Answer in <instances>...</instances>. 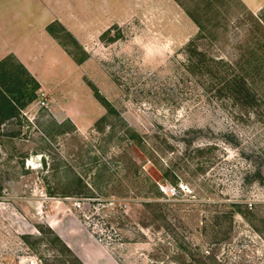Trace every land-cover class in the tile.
Instances as JSON below:
<instances>
[{
  "label": "rangeland",
  "instance_id": "374dc122",
  "mask_svg": "<svg viewBox=\"0 0 264 264\" xmlns=\"http://www.w3.org/2000/svg\"><path fill=\"white\" fill-rule=\"evenodd\" d=\"M246 1L115 0L83 45L53 25L66 61L0 117V264H80L57 235L84 264H264V0ZM191 40L258 100L208 89Z\"/></svg>",
  "mask_w": 264,
  "mask_h": 264
},
{
  "label": "crops",
  "instance_id": "0c3cea01",
  "mask_svg": "<svg viewBox=\"0 0 264 264\" xmlns=\"http://www.w3.org/2000/svg\"><path fill=\"white\" fill-rule=\"evenodd\" d=\"M114 1L0 0V61L14 56L45 87V79L61 67L60 56L65 61L68 57L50 26L60 25L83 45L98 28L99 15H114ZM43 48L54 54L49 64L44 61Z\"/></svg>",
  "mask_w": 264,
  "mask_h": 264
},
{
  "label": "trees",
  "instance_id": "16d2710c",
  "mask_svg": "<svg viewBox=\"0 0 264 264\" xmlns=\"http://www.w3.org/2000/svg\"><path fill=\"white\" fill-rule=\"evenodd\" d=\"M192 18L196 21L200 28V39L204 36V26L200 22L199 18L190 12ZM63 28V27H62ZM50 31L54 33L53 25L50 26ZM64 29V28H63ZM65 30V29H64ZM67 31V30H66ZM68 32V31H67ZM72 35L70 32H68ZM57 37V36H56ZM76 40V39H75ZM197 40V39H196ZM196 40L190 41L189 52L190 56L188 59L189 71L200 75L205 78L206 83L204 84L208 89L215 91L217 96L227 97L234 102L250 101L255 102L258 100L259 95L254 90L253 84L248 77V74L243 70H238L234 65L230 64L223 58H212L207 51L202 50L197 44ZM78 43V41L76 40ZM79 44V43H78ZM13 58L17 61L20 73H24L27 77L23 78L21 75H16L10 70L9 59ZM7 80L13 81V85H5L3 82ZM40 88L39 82L32 77L25 67L18 62L14 56H9L0 61V117L1 119H9L11 117L20 114V110L25 108L27 104L37 97V90ZM96 96L102 102L108 110L113 111L114 108L110 101L103 96L99 89L95 87ZM2 122V120H1ZM132 138H135L140 133L136 130H132ZM260 172V171H259ZM165 176V175H164ZM166 177V176H165ZM1 192V190H0ZM154 195L150 197L147 204H156L157 206H163L165 204L163 195H161L159 187L154 184L153 187ZM166 198V197H165ZM233 205L237 203H232ZM252 205L249 211H253ZM56 236V235H55ZM55 239L61 241L64 249H66L80 264L84 262L78 258L71 248L60 238L59 235ZM63 252V250H62ZM58 257H61L58 255Z\"/></svg>",
  "mask_w": 264,
  "mask_h": 264
},
{
  "label": "clouds",
  "instance_id": "9594fccd",
  "mask_svg": "<svg viewBox=\"0 0 264 264\" xmlns=\"http://www.w3.org/2000/svg\"><path fill=\"white\" fill-rule=\"evenodd\" d=\"M132 43L136 44V45H141L142 47L145 48L146 58L150 57L152 55V48L149 45L144 44L140 37H134L133 40H132Z\"/></svg>",
  "mask_w": 264,
  "mask_h": 264
},
{
  "label": "built area",
  "instance_id": "2783aa9c",
  "mask_svg": "<svg viewBox=\"0 0 264 264\" xmlns=\"http://www.w3.org/2000/svg\"><path fill=\"white\" fill-rule=\"evenodd\" d=\"M41 95H42V96H45L46 93H45V92H41ZM45 99H46L45 97L41 98V99L39 100V103H41L42 105H45V104H46V100H45ZM161 188H162L163 191H165V192H167V193H168V191H169V189H170L169 186H167V187L162 186ZM168 188H169V189H168ZM170 190H171L172 193L175 194V191H176L175 188H171ZM31 263L34 264L35 261L32 260Z\"/></svg>",
  "mask_w": 264,
  "mask_h": 264
}]
</instances>
